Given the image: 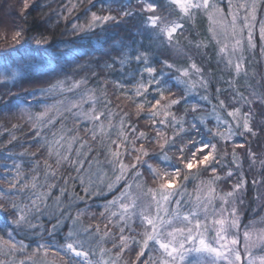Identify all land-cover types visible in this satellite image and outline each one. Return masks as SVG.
Instances as JSON below:
<instances>
[{
    "label": "snow or ice",
    "instance_id": "snow-or-ice-1",
    "mask_svg": "<svg viewBox=\"0 0 264 264\" xmlns=\"http://www.w3.org/2000/svg\"><path fill=\"white\" fill-rule=\"evenodd\" d=\"M35 3L36 0H21L20 15L24 17ZM97 3L99 10L92 11ZM222 4L224 7H221ZM88 5L85 9L86 22L72 24L71 31L77 39L95 38L98 43L104 44L110 38L111 29L127 27L130 22H135L132 24L133 39L129 41L121 38L112 45L113 50L120 55L111 56L106 53L111 62L105 60L101 66V58L93 59L89 52L102 49L85 48L81 53L80 48L83 46L74 42L56 43L51 35L43 32L29 36L26 35L28 28L15 26L8 46L0 49V87L8 89L0 95V103L7 108L10 101H5L4 96L14 98L15 106L22 114H27L29 120L34 116L37 123L33 127L37 129V137L41 135L40 125L45 119L48 124L53 123L50 111L55 109L59 112L63 107L65 112L71 113L77 109V119L82 117L95 125L87 131L93 140L99 141L105 162L112 168L113 178L106 184L107 189L111 191L123 181V190L103 206L104 210L99 215L107 223L101 232L100 224L84 222V210L73 214L72 203L65 204L62 199L68 194L71 180L78 181L84 192V197H80L73 185L70 193L72 201L97 194L90 179V169L93 163H99L98 159L89 161V168L84 169L87 153L81 150L87 147L89 153L92 151L87 141L72 137L64 153H55V168L48 160L43 161L46 169L43 184L38 183V175L30 179L25 176L21 165L14 161L15 176L7 181L8 190H15L20 198L15 199L11 195L6 197L4 192H0V199L3 200L0 202V230L9 237L6 240L0 235V256L11 257L7 261L0 259V264H54L47 260L49 255L58 257L59 264H119L126 250H135L132 264H264V255L254 257L250 250L248 231L243 233L247 261L242 259L238 247L240 217L235 199L246 181L236 183L232 191L214 195L215 184L222 177L218 173L217 145L212 142L216 138L230 141L237 135L256 136L258 133L253 126L252 107L254 103L264 104V92L252 90L249 98L236 91L231 99L241 103L242 107L247 106L249 110L244 112L241 107L227 110L225 101L218 96L217 103L211 105V112L205 113L198 103H191L189 108L188 97L197 93L198 88L205 91L208 89L209 81L205 79L204 69L191 56L190 63L183 68L162 58L166 49L188 55L177 39L185 30L182 21L193 20L197 13L203 12L210 22L212 37L220 46L219 53L226 55V67L234 69L237 77L241 73L247 76L244 33L247 32L248 48L254 49L256 45L252 21L256 19L258 0H251L250 4H234L233 0H88ZM77 7V4H73L67 11L71 13ZM241 8L245 12L243 16L240 15ZM173 15L176 18L170 19ZM62 18L67 19L66 16ZM217 36L222 39H217ZM259 37L262 41L260 51L264 54V23L260 26ZM145 38L148 43H145ZM0 39L8 40V32L0 33ZM194 47L200 49L207 47V44L201 41ZM85 57L88 59L85 60ZM133 63L137 67L128 78L136 79V84L132 96L127 98L135 104L137 118L142 113L147 115L151 122L148 125L150 132L138 130L131 122L129 113L123 110L118 122L113 123L117 113L109 107L112 102L107 98V85L109 82L114 83L125 95L127 89L120 80L99 79L100 73L92 69L95 64L101 67L105 75L119 73L128 76L124 70ZM81 72L85 75L76 79ZM90 78H97L101 87H89ZM23 84L30 87L21 88L20 93L11 90ZM172 84L181 87L184 95L176 97L171 90ZM216 91L219 93L220 89ZM57 93H71L76 99L44 104L41 112H31L33 103L39 104L41 99L54 98ZM148 95H152V100L147 99ZM132 97L140 98V101ZM200 100L211 103L207 95L201 96ZM181 103L186 105L185 115L177 118L172 109ZM85 104H89L88 111H83ZM218 109L226 111L231 122L223 119ZM189 112L192 114L190 120L187 118ZM101 117L104 119L101 120ZM209 120L215 121L214 128L208 127ZM222 127L224 131H221ZM259 130L264 132V124H261ZM113 133L115 139L112 138ZM12 139L15 140V137ZM64 139L61 136L60 140L54 142L55 145L64 147L60 144ZM77 140L80 147L73 160L72 141ZM235 147L243 148L244 145L236 144ZM48 151L49 156H52L51 146ZM26 154L33 157L36 155ZM250 155L254 157L255 153ZM232 157L234 161L238 159L235 149ZM126 159L130 162L126 163ZM62 164L73 167L77 175L65 177L63 186L58 188L59 195L53 197L52 190L57 185L48 181L60 175ZM38 167L39 161L33 170ZM205 172L211 174L207 181L200 179ZM145 173L151 179V184ZM232 175L231 170L227 171V177ZM193 181H198V184L189 193L187 185ZM216 199L221 201L219 210L213 206ZM230 202V209L225 208ZM225 212L228 214L225 215ZM45 220L48 221L47 227ZM137 222L142 232L137 231ZM109 224L118 228V237L111 232ZM13 232L16 235L23 234L25 239L29 236L39 237L31 254H27L30 245L23 240H15ZM109 237H113V248H118L114 258L111 256L112 249L103 246ZM58 238L63 242H58ZM258 242L264 244V235L259 237ZM153 248L159 252V256L150 254ZM17 253L25 254V258L17 259ZM97 253L99 258L93 260L92 257ZM106 256L108 259H105Z\"/></svg>",
    "mask_w": 264,
    "mask_h": 264
},
{
    "label": "rangeland",
    "instance_id": "rangeland-1",
    "mask_svg": "<svg viewBox=\"0 0 264 264\" xmlns=\"http://www.w3.org/2000/svg\"><path fill=\"white\" fill-rule=\"evenodd\" d=\"M8 2H9L8 3L9 5H7L8 7L6 10H4L2 6L0 8L1 9L0 10V33L7 31L8 35H9V39L8 40L0 39V41H1L0 42V49L6 48L8 46V43L10 42L11 31L13 30V28L15 26H17L16 21H14V19H12L11 15H10V12L14 11L13 7H11V5L14 4L15 6L18 7V9H20V7H21V0H9ZM260 2H264V0H258L256 19H255V21H252V23H253V39H254V42L256 45V47L254 49L248 48L247 42H246L247 32L245 31V33H244V38H245L244 57H245V67L247 69L248 75L245 76L244 73H241L240 76H242L244 78L248 77L251 80L262 78V77H260V75L264 71V54H262L260 51L262 41L260 40V37H259L260 26L262 23H264V5H263V10H262V8L259 7ZM233 3L234 4H250L251 0H233ZM225 11L227 12V8H225ZM244 14H245L244 9L241 8L240 9V15L243 16ZM175 18H176L175 15L170 17V19H175ZM204 18L206 19L207 25L210 28V22L206 16V14H204L203 12L197 13L193 20L182 21V22L185 25L186 23L189 24V22L191 21L193 23V25L196 27V25L197 24L199 25V22H201ZM184 31L186 33V29ZM184 31H183V33H184ZM177 39H179V41H180V47L183 48L184 51L186 53H188V55H181V54H178L177 52L173 51L172 49H166V51L168 53V57H170L167 60H169V62L174 64L176 67L183 68V67L188 66V64L190 63L189 56H191L192 60H195L197 65L199 67H201V65H200L201 63L200 64L198 63V58L200 55L205 53L204 50L195 48L194 45L196 43H193V41H190L189 38H187L185 35L180 36ZM217 39H222V38L217 36ZM230 44H231V42L229 41V46H230ZM219 47L220 46L217 45V53L214 56L215 58H213L212 56L211 57L207 56V58H206L207 61L210 62V61L214 60V64L217 65L218 68L222 72H225V73L232 72L235 75L234 69H230V68L226 67V64H225L226 55L219 53ZM254 51H256L258 53V57L261 58L260 59L261 61L259 60V63L257 65L251 64V59H252V55H253ZM201 58H203V56ZM240 76L237 78H240ZM207 78H210V77L205 76V79H207ZM193 79H196V77L193 76ZM133 83H136V79H133ZM247 88L250 89L249 90L250 92L252 90H256V88H254L253 85L251 87L247 86ZM108 90H109L108 92H110L111 96L114 98L115 103H116V104H113L111 106L113 109H115L114 111L118 114L117 118L114 117V119H113L114 124L118 122L119 114H120L122 108H124L123 112L129 113L131 122L137 126L138 130H144V131L146 130L149 132L151 131V130H149V127H148V125H150V123H151L149 120H145V119L139 120V118H137L136 115H133L134 111H136L135 106L129 104V102L126 101V99L121 98L119 95L113 94L114 91H113L112 87H109ZM204 95H207L209 97V101H211V103H209L208 101L200 100V97L204 96ZM210 96H211V92H210L209 88L207 89V91H205L204 89L198 88L197 93L192 94L188 97L189 104L187 105V107H190L191 103H198L202 106L205 113L211 112V105L216 104L217 101L213 100L212 97H210ZM244 96H246V95H244ZM246 97L251 98L250 93ZM75 99H76V97L73 96L71 93H69L68 95H67V93H65L63 95L57 93L54 98L41 99L40 103L37 104V109L34 111L31 110V112L32 113L41 112L43 110L44 104H56L58 101H61V100L67 102L68 100H75ZM219 99H223V98H221V96H219ZM223 100L225 101V104H226V99L224 98ZM230 100L232 101V99H230ZM227 102L229 105V100ZM253 105L256 106L257 103H254ZM240 106L242 108V112L249 110L247 108V106H243V107H242V105H240ZM240 106H237V107H240ZM97 107H101V105H97ZM117 107H118V109H117ZM256 108H257V106H256ZM88 109H89V104L83 105V111H88ZM258 109H259V107H258ZM227 110L230 111L231 109H229V107L227 106ZM172 111L176 114L177 118L184 116V113L180 114V112L183 110L181 109L178 112L177 107H175V106L173 107ZM218 111H220V114H221L223 119L229 120V122H231V118L227 116L226 111H221L219 109H218ZM76 112H77V109H73L71 113L65 112L63 110V107H61L59 112H57L55 109H53L52 111L49 112V115L54 118L53 123L48 124L47 120L45 119V122L40 125L41 135H40V137H37L35 135L37 129L33 127V124L37 123V121L35 120V117L33 116V119L29 120L27 114H22L18 110L17 113L19 114V116L21 115L24 119L29 121V124H30V126L34 132V135H35V141L39 144L40 147L43 146L45 153L42 156L36 155L33 157V156L26 154V152L23 151L22 149L18 153L8 152L6 154L5 159H4L5 161L1 162V164H0V192H4L6 197L11 195L15 199L20 198L17 195V193L15 192V190H12L11 192H9V190H8L7 181L9 179H11L13 176H15V169L13 168V162L14 161H15V163L21 165V171L25 176H27L30 179L31 176L38 175L39 176L38 183L43 184L44 183V172L46 171V169L44 168V165H43V161L48 160L49 164L53 165V167L55 168L56 167L55 153L57 151L64 153L66 148H67V143L70 141V139L72 137H79L82 140L87 141L88 144H90L92 146V151L90 153L88 152L87 147H85L84 149L81 150V151L87 153V158L84 160V169L87 170L89 168V161H95L97 159L99 161L98 164L93 163L92 167L90 169V179L92 180V183L95 186L97 194L92 195L90 197H87L83 200L78 199V200L72 201L70 193L73 191V185H74V191L80 197H84V192H83L81 185L78 181L71 180V181H69L68 194H66L62 199L64 200L65 204L72 203L71 211L73 214H75L76 211L84 210L85 211V215L83 216L84 222L85 223L100 224L101 232H103L104 231V225L107 223V221L105 219H103L102 217H100L99 214L104 210L103 206L108 201L112 200L114 197L119 196L120 191L123 190V181L119 185L114 186L111 191H109L107 189L106 184L109 183L110 180L113 178V171H112V168L105 162L104 152L100 147L99 141L93 140L90 132L87 131V130L95 127V125L92 123H89L88 121H86L82 117L77 119L76 115H75ZM252 112L253 113L255 112L254 107H253ZM191 116L187 117V118L190 120ZM103 119L104 118L101 117V120H103ZM105 123H106V121H105ZM208 127L214 128L215 127V121L209 120ZM224 130L225 129L222 127L221 131H224ZM169 135H171V131H169ZM61 136L65 137L64 140L60 141V144L64 145V147H60L59 145H55V143H54L56 140H60ZM238 137H240V135L234 136L233 139L230 141H224V140H221L219 138H216V139H213L212 142L217 145V154L218 155H219V152L223 150V152H227V153L229 152L232 156L233 150L235 149L236 156L238 157V159L235 160V163L237 165H240L243 162L242 160H243L244 155H245L246 145H244L243 148L235 147L236 144H243ZM112 138L113 139L116 138L115 133L112 134ZM237 141H239L240 143ZM50 146L52 148V153H53L52 156H49L48 149ZM219 146H221V147H219ZM251 146H252V144H251ZM79 147H80L79 140L72 141L71 159H73V160L76 159L75 153H76L77 149H79ZM9 153H11V155H8ZM231 159H233V157ZM37 161H39V167H38V169H36L34 171L33 170L34 165L36 164ZM232 161L234 163V160H232ZM125 162L127 163L130 161H128L126 159ZM152 163H157V162L152 161ZM254 164H256V163H254ZM229 170L234 172L233 168H230ZM59 173H60V175L56 179H49V181H48L49 183H55L57 185V188L52 190V196L53 197H55L56 195H59L58 188L63 186L65 177H75L77 175V172L73 169V167H71L67 164L61 165V167L59 168ZM83 174H84V172L82 171L81 175H83ZM145 176L148 179V183L151 184V179L148 178L147 173H145ZM129 179H130V177H129ZM200 179L203 181H207L209 178L207 179L206 176L201 174ZM242 181H244V179H242L238 182H242ZM197 184H198V181H193L187 185V189H188L189 193H191L194 190V188H196ZM244 187L239 192H241V193L245 192L246 188H244ZM215 188H216V193L214 195H216V196L222 195L225 192H229V191L233 190V188H231V189H225L223 191L221 188H218V187H215ZM257 194L260 196V198H258V200H257V204L259 206L260 202H262V200H264V191L261 190ZM238 197H239V193L237 194V197L235 199V204L237 207L238 215L240 217L239 236H238L240 243H239L238 247L241 251L242 259L244 261H247L248 257L244 253L245 241H244L243 233L245 231H248L250 233L249 246H250V250L253 253V256L258 257V256L264 255V244H261L258 242L259 237L261 235H264V219H262V218H264V211H262V213L259 215V218L254 217V219H253L252 218L253 216H251V214H253L252 212H255V210H257L258 206L255 207L253 211L248 210L246 213L245 209L240 207L241 206L240 204L243 200V196L240 198H238ZM240 199H241V202H240ZM0 200H1L0 202H3L2 199H0ZM49 203H51V200H49ZM213 206L216 210H219L221 207V201L219 199L214 200ZM230 207H231V202L228 205H225V208L230 209ZM113 211H116V209H113ZM224 214L227 215L228 213L225 212ZM245 214H248V218H250V220L247 219ZM211 219H212V216H211V212H210L209 220H211ZM113 222H115V218H113ZM44 224L47 227L48 221L45 220ZM138 224H139V222H137V225H135V227H136L138 232H142L143 229L140 228L138 226ZM108 227L111 229V232L114 234L115 237L119 236V231H118L117 227H113L112 224H109ZM66 230L67 229L65 228L64 231H66ZM125 234L127 235L128 233L126 232ZM0 235H3L4 239H6V240L9 239L6 232H4L3 230H0ZM209 235H211V233H209ZM13 236H14L15 240H23L25 244L30 245V247L27 249V254H31L32 249L35 247V241L39 239L38 236H29L28 239H25L23 234L16 235L15 232H13ZM58 242L62 243L63 241L59 240V238H58ZM116 242L118 243V240ZM103 246L107 249H112L111 256L114 258L115 253L118 251V248H116V249L113 248V237L107 238L105 240V242L103 243ZM150 254L154 257L159 256V252L155 248H153V250ZM146 255H147V253H146ZM24 258H25V254L17 253V259H24ZM41 258L42 257H36V259H41ZM92 258H93V260L98 259L99 258L98 253L96 256H94ZM0 259H5L7 261V260H10L11 257L0 256ZM105 259H108V257L106 256ZM47 260L53 261L54 264H59V258L58 257H54L52 255H49L47 257ZM134 260H135V250H132V251L126 250L121 257L119 264H125V262H126V264H132V262Z\"/></svg>",
    "mask_w": 264,
    "mask_h": 264
},
{
    "label": "trees",
    "instance_id": "trees-1",
    "mask_svg": "<svg viewBox=\"0 0 264 264\" xmlns=\"http://www.w3.org/2000/svg\"><path fill=\"white\" fill-rule=\"evenodd\" d=\"M8 1L9 0H0V8L2 6L3 9L6 10L8 7L7 5H9ZM73 4H77L78 7L73 9L72 12L69 13L67 9L71 8ZM263 5L264 2H260L259 7H261L262 10ZM221 6L223 7L224 5L222 4ZM11 7H13L14 11H11L12 13L10 12V15L11 18L16 21L17 26L22 25L29 29L26 35L30 36L36 32H43L46 35H51L56 43H59L61 41H68L69 43L74 42L78 46H83L80 48L81 53L85 51V48L102 49L94 52H89V56H91L93 59L101 58V66L103 65L105 60L111 62L109 60V56L106 55V53H110L111 56L120 55L118 51L113 50L112 48L114 42L119 41L121 38L129 41L133 39L132 32L134 31V29L132 28V24L135 22H130L127 27H117L111 29L109 31L110 38L108 39L107 43L104 44L98 43L95 38L91 40L77 39V37L73 35L71 31L72 24L77 22H86L85 9L89 7L88 0H36L35 6L29 9V11L25 13L24 17L20 15L17 6L13 4L11 5ZM91 10L98 11L99 4L97 3V7L92 8ZM65 16L67 17V19L62 18ZM185 27L186 33L184 31V33L182 35H179L178 37L185 35L187 38H189L190 41H193V43L203 41L205 44H207V47L200 48L203 49L205 53L199 56L198 63H201L200 65L204 69V76L210 77L207 78L209 79L208 88L211 92L210 97H212L213 100L217 101L216 97L221 96V98L226 99V105L229 107V109H232L233 107L241 105V103H235L230 100L235 95L236 91H239L240 93H243L244 95L248 96L251 92L249 91L250 89H248L247 86L253 85L254 88H256V91L264 92V71L260 75V77L262 78L254 80H251L248 77L244 78L242 76H240V78H237V76H235L232 72H222L218 68V66L214 64V60L210 62L207 61V56H212L213 58H215L214 56L217 53V45L212 37V34L209 31V27L205 18L201 22H199V25L197 24L196 27L191 21L189 22V24L186 23ZM145 43H148L146 38ZM165 52L166 54L162 58L169 59L170 57H168V53L166 50ZM202 56L203 58H201ZM87 59L88 57H85V60ZM260 59L261 58L258 57V53L254 51L251 59V64L257 65ZM117 67L119 66L117 65ZM136 67L137 65L135 63L131 64L128 68L124 70L126 73H128V76H121L119 73L105 75L104 72L101 70V67H97L95 64L92 65V69L100 73L99 79H104L108 81L120 80L121 83L125 84V87L127 89V95H125L123 91L118 89L114 83H108L106 92L107 98L112 102L111 105L116 103L114 98L111 96L110 92H108L109 87L113 88V94L119 95L121 98L126 99L129 104L135 106L132 100L128 99L127 97L132 96V89L136 84L133 83V79L128 78L131 76L132 72L136 69ZM157 67L159 68L160 65L157 64ZM83 75H85L84 72L79 73L76 79H79L80 76ZM88 75L90 76V71H88ZM229 81H231V83H229ZM88 86L95 88L101 87L97 83V78H90ZM28 87H30V85L23 84L19 87L12 88L11 90L13 92L20 93L21 88ZM217 88L220 89L219 93H217L216 91ZM7 90L8 89L5 87H0V95H3ZM171 90L173 93H175L176 97L184 95L181 87H177L175 84H172ZM68 94L69 93H67V95ZM152 98V95H148L147 97L148 100H152ZM132 99L136 100L137 102L140 101V98L137 97H132ZM4 100L10 101V103L7 108H5L2 103H0V164L1 162L5 161L4 159L8 152L18 153L19 151H21V149L26 153H36L37 156L44 155V148L43 146L40 147L39 144L35 141V135L29 124V121L24 119L21 115L19 116V114L17 113L19 109L15 106V99L8 96H4ZM228 100L229 105L227 102ZM111 105L109 107L113 110V112H115V109H113ZM256 106L253 105L255 110V112L253 113V126L258 134L256 136L244 135L238 137L243 143V145H246L245 155L242 160L243 162L240 165H237L235 161L233 163V159H231L232 156L229 152L227 153L223 152V150L220 151L221 149L219 150L220 152L218 155V173L222 177V179L217 181L215 184V187L221 188L224 191L225 189L233 188V186L238 183V181L244 179V181H246L244 185L246 191L242 193L239 192L238 198L243 196L242 202L240 199V207L244 208L246 213L248 210L253 211L254 208L258 206L257 200L258 197L260 198V196L257 193L261 190L264 191V163H262L264 162V132H260L259 130L261 124H264V104L257 103ZM175 107H177L178 112L182 109L183 111H181L180 114L184 113L185 115L184 107H186V105L184 103H181L180 105ZM36 109L37 104L33 103L31 105V110L34 111ZM123 109L124 108H122V110ZM135 112L136 111H134L133 115H135ZM191 115L192 114L189 112L187 117H190ZM117 116L115 117L117 118ZM141 119L149 120L145 113L141 114L139 120ZM13 137H15V140L12 139ZM9 141L12 142L9 143ZM250 153H255V156L253 157L252 155H250ZM230 168H233L234 172L232 177L229 178L226 176V173ZM202 174L206 176L207 179L210 178L211 175L207 172ZM253 181H256V183L253 184ZM262 211H264V200L260 202V205L258 206L257 210H255V212H252L253 214H250L251 216H253V219L254 217L259 218V215L262 213ZM245 216L248 220H250V218H248V214H245Z\"/></svg>",
    "mask_w": 264,
    "mask_h": 264
}]
</instances>
